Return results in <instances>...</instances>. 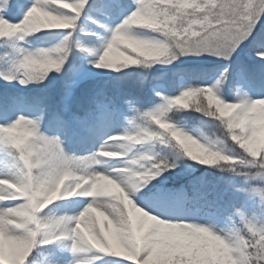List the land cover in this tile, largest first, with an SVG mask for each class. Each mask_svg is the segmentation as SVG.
<instances>
[{
  "label": "snow or ice",
  "instance_id": "snow-or-ice-1",
  "mask_svg": "<svg viewBox=\"0 0 264 264\" xmlns=\"http://www.w3.org/2000/svg\"><path fill=\"white\" fill-rule=\"evenodd\" d=\"M82 16L103 34L76 36ZM53 32L51 47L17 46ZM7 41L17 56L0 79L56 75L41 96L0 95V167L14 169L0 175V264H264V0H0ZM188 56L226 63L176 94L150 76ZM186 160L211 171L170 180Z\"/></svg>",
  "mask_w": 264,
  "mask_h": 264
},
{
  "label": "trees",
  "instance_id": "trees-1",
  "mask_svg": "<svg viewBox=\"0 0 264 264\" xmlns=\"http://www.w3.org/2000/svg\"><path fill=\"white\" fill-rule=\"evenodd\" d=\"M94 15V14H93ZM141 30V29H140ZM143 31V30H142ZM80 33V32H77ZM60 35V33H36L33 36L27 37L25 42L18 44V47H23L24 49H34L37 42L40 41H47L50 39H54ZM80 39L84 38L83 34H80ZM16 41H7V42H0V70H6L10 68L16 59L17 52L14 45ZM246 51L247 48H245ZM188 58V57H187ZM248 55L247 53L243 55L242 59L240 60H247ZM203 60L190 58L186 59V57L182 58V63L179 65L171 66L169 68H162L160 69L154 68L150 76H162V80L159 83H163L166 85V91L169 94H176L178 92V85L181 83H196L198 81H206L215 78V74L223 70V67L226 62H220L219 64L209 63L206 64L202 62ZM56 75L52 73L49 77V80H46L43 85H33L26 89V90H17L18 86L12 81L10 84L3 79H0V95L6 93H14L17 95H24V96H41L43 95L45 85L51 84V76ZM113 75H116L115 73ZM59 79V78H58ZM151 83V80L149 81ZM131 87V85H129ZM148 85H145V94L151 95L148 91ZM227 91V89H225ZM234 95V93H233ZM179 117H182L185 121L188 129H196L197 127H201L200 121L204 119L200 113L197 112H180L177 114ZM203 130L209 136H212L213 133L219 135V132L211 125V123L204 124ZM160 146L158 145V148ZM206 168H203L199 174L206 171ZM209 171V170H207ZM64 202L60 201L57 202V205H62Z\"/></svg>",
  "mask_w": 264,
  "mask_h": 264
},
{
  "label": "rangeland",
  "instance_id": "rangeland-1",
  "mask_svg": "<svg viewBox=\"0 0 264 264\" xmlns=\"http://www.w3.org/2000/svg\"><path fill=\"white\" fill-rule=\"evenodd\" d=\"M130 1L131 2H128L129 4L132 3V0H130ZM90 2H91V0H90ZM120 19H122V17H118L117 14L114 13L112 15V17L107 21V23L112 24V26H114L116 23H119ZM78 23L80 25V29H78L77 32H80V33L76 32L75 35L78 36L79 38L81 37L80 34H83L84 32H93V31H95V32L103 34L101 29L98 27V25L93 24L91 20H89L88 18H86L84 16L81 17V20ZM81 29H82V31H81ZM135 31L140 32L142 30L135 29ZM62 38H63V33H61L59 36H57L54 39H50V40H47V41H40L38 43V45L36 44L34 49L29 48L27 50L28 51H35L36 49H38L40 47H51L52 45L58 43ZM82 39H84V38H82ZM246 53H247V51L245 50V47L242 46V48L239 50V52L237 54V57L234 58L232 63L234 64L236 59H242L243 55L246 54ZM182 58L183 57H181L179 60L175 61L173 64H170V65L156 64L154 66V68L160 69L159 67H161V69L162 68L165 69V68H169L171 66H175V65L177 66L180 63H182L181 62ZM190 58L203 60L202 62L206 61L205 62L206 64H209V63L219 64L220 62H225V61H222V60H216L215 58H212V57H190V56H188V58L186 57V59H190ZM13 82L15 83V85L18 86L17 90H20V89L26 90V89H28L31 86V84H30L27 87H24V86H21L17 81H13ZM249 95L252 98H258V96L256 94L250 93ZM157 149H158V145L155 146V147H153L152 145H146V146H144L142 151H155ZM185 162L187 164L191 165V170H185V169H183V166H181V169L173 170V174L174 175H173V177L170 178V180L175 179L177 181V183H178L180 180L186 179V177H183V176L176 177L175 173L178 172V171H180V172L189 171L190 175H199L200 171L203 168H206V166L199 165V164H197L195 162H192L191 160H186ZM207 170L211 171L210 169H207ZM11 171H14V169H6V168H3V167H0V175H8ZM165 175H168V173H165ZM153 183H155V182H153ZM221 187H223V186L221 185ZM78 199H81L83 201L78 206H72V207H69L67 209H65L64 206H60L59 210L55 214L56 215H62V214L65 213V211H67V213L70 214V215L78 213L89 202L88 198H78ZM136 202L138 203V206H141V207H145V204L147 203V201L141 202L139 200H136ZM153 214H155V213H153ZM225 226L226 225H224V224L218 225V227H225ZM57 248H58L61 260H70L71 259V253L68 252L64 248V245H58ZM105 261L107 262V264H113L112 258L105 257ZM36 264H52V261H51V258L45 254V255H40V260L39 261L36 260Z\"/></svg>",
  "mask_w": 264,
  "mask_h": 264
}]
</instances>
